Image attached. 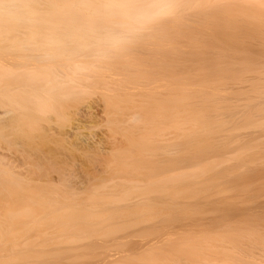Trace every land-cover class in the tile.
<instances>
[{
  "label": "bare ground",
  "instance_id": "1",
  "mask_svg": "<svg viewBox=\"0 0 264 264\" xmlns=\"http://www.w3.org/2000/svg\"><path fill=\"white\" fill-rule=\"evenodd\" d=\"M241 126L264 128V0H0V264H264L262 212L116 232L255 190ZM70 231L108 239L53 247Z\"/></svg>",
  "mask_w": 264,
  "mask_h": 264
},
{
  "label": "rangeland",
  "instance_id": "2",
  "mask_svg": "<svg viewBox=\"0 0 264 264\" xmlns=\"http://www.w3.org/2000/svg\"><path fill=\"white\" fill-rule=\"evenodd\" d=\"M165 17L169 18L170 20H174V19H176L177 14H168V15H165ZM185 23H187V22L185 21ZM189 24H190V22H189ZM206 38L209 39V36H207ZM169 47H170V45H169ZM202 47L207 49V46L205 47V45ZM223 47L224 46H218V47L216 46L215 48H213V47L209 46L208 49L209 50H211V49L217 50L218 48H220L221 50L224 49L225 51L226 50L227 51L233 50L232 48H230L228 46L227 47L225 46L224 48ZM229 52H232V51H229ZM252 76H255L254 72H251V73L247 72L246 73L247 78H251ZM257 76L258 75H256V77ZM248 82H249V80L245 81V83H248ZM238 132L242 133V135L248 134L249 135L248 137H253V135H257L258 138L261 137L260 139H262V137L264 136V128L263 129L256 128V130H255V129H251V128L241 126L240 128H238ZM259 134L262 136L259 137L258 136ZM236 136L237 135H234V138L231 140L232 147H236V145L239 143L236 139ZM257 137L254 136L253 139H256V141H257ZM258 142H260V141L258 140L257 143ZM262 142H263V139L260 142V146H261V150H262L263 154H260L259 157L257 156L258 158H256V159H258V161H261L262 164H264V144H263L264 142L263 143ZM174 155H176V156H174ZM169 156H170V158L173 157L172 159H174V157H177V153H175V152H174V154L170 153ZM246 166L249 168L245 167L244 170L241 171L244 174V178L243 179L241 178L242 183L244 185H247L246 189H247V187L249 188V185L252 186V184L248 185V183H250V182L253 183L255 186V190H253L251 187V190L249 192L237 194L231 188L230 185L224 186L223 184L222 185L219 184V186L217 188H215L214 193L211 194L210 196H208L206 198L203 197V198H200L197 200H193V199H189V198H183V200H182V198H181V200L178 199L180 205L178 203H174L173 205H171L169 210L166 211V212L169 211L167 214L165 211H162V213L159 216L157 215L153 218H150L151 220L148 218L149 221L148 220H143V221L139 220V222H138V221H135V215L134 214H128L126 216V218L131 220L132 225L126 226L122 230L116 231L117 234H122V232H124V230H126V231L128 230V231H136L135 233L137 236H141L144 238L151 237L153 234H150V232H147V230H146V228L148 226H152V225L157 226L158 223L161 222L160 220L166 221L168 223L167 225H169V224L175 225V224L179 223L180 221H182L181 219L180 220L169 219L170 216H171V218H172V216H178V217L182 218L188 214H196L197 218L213 217V218L225 221V220L231 218L233 215L240 213V212H245L247 214H254V215H256V214L258 215V213L260 215L261 212L264 213V211H262L264 209V207L262 209V206H261V204L264 205V203H263L264 202V174L259 173L261 175H256V174H258V172L256 171L257 173H255L256 169L254 168V165H246ZM251 167L255 170H253ZM245 170H247V171H245ZM243 174H241V175H243ZM237 177H238V175H237ZM238 179H240V178L238 177ZM219 180H220V178L216 179V181H219ZM212 195H214V196H212ZM162 199H164L166 201H168V199L171 200L170 198H167V197H164ZM211 202H213V203L211 204ZM217 202H219V203H217ZM173 207L176 208L177 210L174 209ZM179 212L181 214H179ZM185 212H188V214ZM231 213H232V215H231ZM97 215H98V218L104 219L106 221V218L108 216V212L103 210V209H98ZM107 221H106V223H107ZM116 223L122 224L121 221H118ZM97 234H95V235H90V234L79 235L78 233H76V231H70L68 233H64L60 237L54 236L53 238H55V241H53L52 245H53V247H56V246L57 247H63V246L64 247H66V246L79 247L83 244H86L87 242L92 241V240L93 241H101L103 239H108L107 238L108 236L106 234H103V233L100 234V232ZM66 236H67V238H66ZM68 236H69V238H68ZM70 236H72V237H70ZM109 238H112V237H109ZM56 240H57V244H56ZM64 240H65V242H64ZM58 241H59V243H58ZM87 255H88L87 249H79L78 255L72 256L69 258L63 257V258H61V262H63L64 264H84L86 262V256Z\"/></svg>",
  "mask_w": 264,
  "mask_h": 264
}]
</instances>
